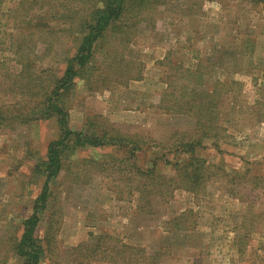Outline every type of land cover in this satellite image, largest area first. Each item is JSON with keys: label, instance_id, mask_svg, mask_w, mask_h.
<instances>
[{"label": "rangeland", "instance_id": "374dc122", "mask_svg": "<svg viewBox=\"0 0 264 264\" xmlns=\"http://www.w3.org/2000/svg\"><path fill=\"white\" fill-rule=\"evenodd\" d=\"M250 1L168 0L154 13V26L136 28L126 50L131 75L111 76L105 84L75 79L64 92L74 132L97 135L87 121L100 116L124 134L154 142L138 153V164L147 169L158 159L157 171L173 176L158 145L175 132H191L194 119L165 111L160 102L170 107L166 93L178 97L186 71L200 70L204 87L221 90L219 120L227 135L197 150L208 167L205 188L153 197L151 214L140 210L136 183L126 174L92 164L122 160L125 150L81 148L73 138L62 173L50 183L48 207L39 212L41 264H73L71 250L101 235L113 237L111 244L162 253L160 264H264V4ZM86 9L83 0H4L0 7V112L26 113L35 106L37 115L27 124L0 127V264H22L13 245L41 194L45 179L37 170L48 145L61 136L57 120L42 117L41 95L21 94L28 80L15 54L18 39L33 35L30 71L47 80L46 95L77 53ZM25 13L32 17L21 25L18 17ZM61 16L71 24L63 25ZM48 28L63 31L47 35ZM102 124L99 118L97 127Z\"/></svg>", "mask_w": 264, "mask_h": 264}, {"label": "trees", "instance_id": "16d2710c", "mask_svg": "<svg viewBox=\"0 0 264 264\" xmlns=\"http://www.w3.org/2000/svg\"><path fill=\"white\" fill-rule=\"evenodd\" d=\"M203 1L205 0H199V5ZM167 2L168 0H83L87 8V16L82 25L84 34L80 46L74 56L66 59L63 76L53 82V88L50 91L48 89L46 95L43 94L47 88L45 87L47 80L44 81L43 76L31 74L30 71L29 48L33 43V35H21L18 39L15 54L19 60L18 63L22 66L21 73L26 75L28 80L21 94L30 98L41 95L46 111L42 117L55 118L61 130L59 139L48 145V158L37 170L45 179L43 188L36 200L32 215L22 224V234L13 245L22 264H41L44 251L36 235L41 222L39 212L48 207L51 198L49 197L50 183L62 173L65 165L63 156L65 151L70 149L73 138L76 146L81 148L92 147L115 151L121 148L126 151L124 152L125 158L122 160H116L114 157V161L110 163L103 161L104 163L100 164V161L97 163L93 160L92 164H98L99 167H106L108 170L118 169L119 174H126L128 181L136 183L134 191L138 194L139 208L143 212L153 213V197L167 200L178 189L197 194L205 188L207 176H209L207 175L208 167L205 159H198L196 156L197 150L204 149L206 141L226 137L227 129L219 120L217 95L221 90L218 86V89L215 87L212 91L204 87L205 83L199 81L202 77L200 70L188 69L186 71L185 79H183L185 84L181 87L178 97L166 93L165 98L171 97L170 101L173 102L170 107L162 103L163 99L160 102L165 111L187 115L194 119L191 132H175L167 143L158 145L166 152L159 159L164 164L174 167L173 176L157 171L158 159L152 162L147 169L138 164V153L149 150L152 147L151 143L155 144L154 142L149 143L147 138L141 139L135 135L124 134L100 116L89 118L87 121L89 127L93 126L96 129L97 135L74 132L70 127L68 110L62 102L64 92L72 89L75 79L87 80L89 84L92 80L98 79V84H105L111 76L131 75L132 71L129 70L132 62L126 61V50L135 35L136 28L142 23L154 26V13ZM250 2L253 5L264 4V0H251ZM3 3L4 0H0V7ZM12 10L8 9V12ZM30 16L32 17L31 13H25L18 17L23 19L20 24H28ZM70 19V17L61 16L63 25L71 24ZM62 31V29L48 28L46 34L52 35ZM26 49L28 53L24 52ZM140 78L139 73L134 80ZM34 110L35 106L26 113H17L15 110V113L12 112L13 110L0 112V127L6 122V124H27L37 118ZM99 118L104 123L100 128L96 125ZM172 154L176 158L179 155H189L190 160L185 164L174 163L168 157ZM93 239L95 243H82L71 250L73 264H91L94 261L108 264H160L159 260L164 256L162 253L150 254L144 247L127 245L122 242L111 244L109 242L115 240L108 235Z\"/></svg>", "mask_w": 264, "mask_h": 264}]
</instances>
